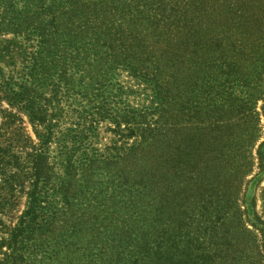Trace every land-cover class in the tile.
Returning a JSON list of instances; mask_svg holds the SVG:
<instances>
[{
  "label": "rangeland",
  "instance_id": "obj_1",
  "mask_svg": "<svg viewBox=\"0 0 264 264\" xmlns=\"http://www.w3.org/2000/svg\"><path fill=\"white\" fill-rule=\"evenodd\" d=\"M136 2L0 0V48L33 51L39 41L43 51H66L67 64L104 61L110 69L123 62L138 78L160 82L151 108V86L127 74L115 82L95 67L83 79L91 85L59 106L66 123L76 110L93 117L97 138L82 147L96 155L109 157L114 143L135 149L70 180L67 218L46 227L44 235L56 231L57 239L43 262L264 264L261 235L243 204L251 192L264 221L256 157L264 142V0H173L168 6L187 3L189 11L173 8L172 19L167 11L158 25L145 10L154 0ZM169 31L179 38L172 49L158 34ZM11 53L5 76L22 65ZM43 53L45 63L53 60ZM116 83L123 88L117 98ZM7 108L0 101V111ZM23 127L34 139L25 118Z\"/></svg>",
  "mask_w": 264,
  "mask_h": 264
},
{
  "label": "trees",
  "instance_id": "obj_2",
  "mask_svg": "<svg viewBox=\"0 0 264 264\" xmlns=\"http://www.w3.org/2000/svg\"><path fill=\"white\" fill-rule=\"evenodd\" d=\"M171 1L154 0L155 7L151 5L145 9L149 12L148 19L156 21V25L161 24L159 19H163L167 11V18L172 19L176 12L173 8H177L168 6ZM141 6L143 8L146 3ZM189 6L187 3L181 5L177 12L185 16ZM169 32L168 35L162 32L158 34L164 37L162 39L172 49L179 38L171 35L172 31ZM19 33L25 35L22 29ZM189 39L186 36L184 41ZM36 42L33 51H29L25 44L20 48L15 47L13 52L9 48H0V101L8 107L0 111V264H44L43 261L52 254V241L57 239L54 234L56 231L47 235H44V231L56 218H67L64 206L70 180L78 182L76 180H80L81 172L91 164L118 161L122 157L121 151L132 153L135 149L132 145L128 149L116 147L114 143L112 155H96L94 150H88L89 144L97 138V128L92 125L93 117L76 110L74 113L78 114L77 119L66 123L64 111L59 106L66 104L68 98L74 103L81 91L91 85L90 81H83L86 73L97 68L103 74L112 76L115 82L127 74L137 86H151L149 89H152L155 97L150 100V106H157L160 82L154 77L149 80L143 77L140 79L135 75L134 68L123 62L110 69L104 61L94 65L84 59L82 63L67 64L64 60L67 57L66 51H43L38 45L39 41ZM43 52L45 55L51 52L53 60L45 63L46 59L40 57ZM83 52L87 54L86 50ZM10 53L22 58V65L17 66L16 75L5 76V60ZM43 73L48 77L50 73L51 80L38 77ZM54 77L61 80L54 82ZM112 86L113 96L120 97L122 86L117 83ZM129 92L137 95L135 90ZM67 108L70 110V106ZM261 114L264 121V103ZM23 118L31 126L34 139L23 127ZM66 124L69 126L65 127ZM87 144V147H82ZM256 157L259 167L257 177L261 178L264 177V142L259 145ZM59 203L62 207H59ZM243 204L248 223L260 233L264 247V221L256 212L255 197H252L251 192H247Z\"/></svg>",
  "mask_w": 264,
  "mask_h": 264
}]
</instances>
